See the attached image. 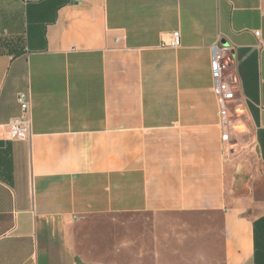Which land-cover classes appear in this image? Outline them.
Wrapping results in <instances>:
<instances>
[{
  "label": "crops",
  "instance_id": "crops-1",
  "mask_svg": "<svg viewBox=\"0 0 264 264\" xmlns=\"http://www.w3.org/2000/svg\"><path fill=\"white\" fill-rule=\"evenodd\" d=\"M124 259L264 264V0H0V264Z\"/></svg>",
  "mask_w": 264,
  "mask_h": 264
},
{
  "label": "built area",
  "instance_id": "built-area-1",
  "mask_svg": "<svg viewBox=\"0 0 264 264\" xmlns=\"http://www.w3.org/2000/svg\"><path fill=\"white\" fill-rule=\"evenodd\" d=\"M257 37L260 36L256 32ZM182 44L181 33L174 32L168 41L163 43V48L177 49ZM211 66L213 71V91L218 99L224 122L227 119L229 106L235 100L238 85L232 75L233 59L230 48L218 41L210 50ZM21 115L9 124L11 137L16 140H27L32 137V95L30 92L18 96Z\"/></svg>",
  "mask_w": 264,
  "mask_h": 264
},
{
  "label": "rangeland",
  "instance_id": "rangeland-1",
  "mask_svg": "<svg viewBox=\"0 0 264 264\" xmlns=\"http://www.w3.org/2000/svg\"><path fill=\"white\" fill-rule=\"evenodd\" d=\"M165 219H167L169 227H173V228L178 227V224H176V223H178V215H176V214L175 215H168V216L165 217ZM151 220H152V218L149 217V216L146 218V222H147L148 225L152 224ZM121 221L124 224H122L123 226H120V228H119L120 239H121V237L125 238L126 237V233H127V229H126V226H125V222H126L125 218H124V221L123 220H121ZM170 262L171 263H169V264H177L178 260L177 259L176 260L173 259ZM120 264H126V260L125 259L122 260V262H120Z\"/></svg>",
  "mask_w": 264,
  "mask_h": 264
}]
</instances>
